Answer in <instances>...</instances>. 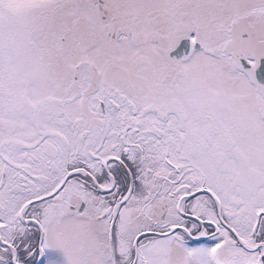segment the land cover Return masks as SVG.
Here are the masks:
<instances>
[{
  "label": "snow or ice",
  "instance_id": "6c2138e0",
  "mask_svg": "<svg viewBox=\"0 0 264 264\" xmlns=\"http://www.w3.org/2000/svg\"><path fill=\"white\" fill-rule=\"evenodd\" d=\"M0 264H264V0H0Z\"/></svg>",
  "mask_w": 264,
  "mask_h": 264
}]
</instances>
